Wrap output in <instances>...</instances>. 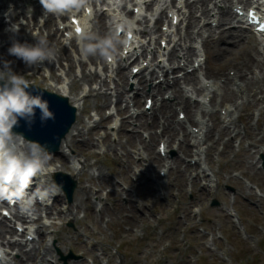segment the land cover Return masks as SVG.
Returning <instances> with one entry per match:
<instances>
[{
    "label": "rangeland",
    "instance_id": "1",
    "mask_svg": "<svg viewBox=\"0 0 264 264\" xmlns=\"http://www.w3.org/2000/svg\"><path fill=\"white\" fill-rule=\"evenodd\" d=\"M2 2L10 5L9 0H2ZM18 2L19 5L25 2L29 3L28 0H18ZM40 5L38 0L34 3L36 6L34 17H37L41 10ZM31 8L33 7L27 4L24 14L33 13ZM18 17L16 16L12 22L16 23ZM24 30L19 32V37L27 36L35 39ZM180 32L179 29L178 34ZM6 42L12 41L6 37L0 41V47ZM48 43L53 44L52 41H48ZM157 44L158 42H156ZM11 46L10 43L3 47L2 54H6V49ZM55 46L56 49L61 45ZM66 52L69 54L68 50L61 51V54ZM70 56L75 60L73 54ZM60 58L58 63H54L55 65H61V63L63 65L65 58L63 55ZM214 58V53L211 52L208 58L210 71L208 70L207 73L217 71L219 65ZM13 59H15L14 63L19 60L16 57ZM101 60L104 62L102 55ZM6 61L11 62V59L8 58ZM86 61L84 57L83 62ZM21 63V66H15L11 62L13 70L18 74L19 70L14 68L21 67L23 69V61ZM173 64L176 62L173 61ZM84 65L86 71L93 72L96 69V65L92 68H89L87 63ZM56 70L57 68L52 67L51 77L54 79H56ZM98 71H100V67ZM228 71H226V75ZM127 72L130 70L128 69ZM205 72L203 69L198 74L201 80L207 78ZM104 73V70L100 72V78L104 79ZM71 75L78 81L72 87V92L78 95L85 94L87 100L84 103V112L79 116L80 124L77 126L83 132L82 138H79V142L71 146L69 151L64 150L68 153L70 165H66V171L62 172L73 174V171L69 169L73 161L71 158L75 157L76 160L81 161L86 159L89 167H86L80 176L73 177L77 179L80 186L89 187L88 205L91 210L84 211V206L77 211L73 210L77 223L69 221V219L54 221L56 228L60 229L58 237H47L46 239V243L51 247V253L47 257L49 264H62L60 254L68 256L70 253L73 254L74 259L67 260V264H78L81 260L83 264H264V153L257 154L254 150H250L251 148L248 151L245 150L249 144L254 142V139L250 134L248 137L244 136L243 130L247 126L251 130H255L259 110L264 107L263 103L258 102L255 107L242 108L241 117L235 112L229 133L222 135L215 146H212L211 140L202 143L199 163L207 175L205 181H200L199 185H190L192 177H189V173H183L186 186L182 193H177L171 185L172 175L168 180L170 186L168 194L166 187L161 191L146 186L145 177L141 178L139 182L132 180L135 171L138 172L146 165L145 162L140 163L131 156L138 146L130 143V140L126 141L127 138L124 136V133H133V128L137 130V122L133 124L129 122L128 126L119 131V135L115 132V135L109 134L107 139L101 140L104 133L108 134L107 128L114 120L119 124V120L114 117L100 122V119L110 113L109 104L115 101L114 85L108 89L105 87L101 91H97L99 95L102 92L110 93L107 105L100 108L104 102L103 99L100 96H91L88 92L90 89H98V85L95 82L86 84L81 81L77 67H73ZM218 78L221 79L220 84H223L222 78ZM28 79L41 87H48L44 77L35 75ZM67 79L69 82L70 76H67ZM57 80L58 83L61 82L59 79ZM115 81H118L116 76ZM178 81L182 88H190L181 79ZM216 81L219 82V80ZM124 91L126 94L131 92L128 86ZM144 100V97L140 98L138 109L135 110H143ZM240 103L238 100V106L241 105ZM122 104L123 102L119 105L123 107ZM221 108L223 105L217 104L213 109L221 115L219 112ZM177 111L174 110L172 115L174 120L177 119ZM198 119L210 125L207 117L202 120ZM192 124L194 123L190 122L187 125L188 129L194 128ZM95 125L97 128H94ZM157 128L155 127L153 132L159 131ZM137 131L143 137L146 136V133L142 132L143 130L138 129ZM257 138L259 139L260 135ZM226 141H230V149L225 148ZM157 145L156 141L153 147L155 152H157ZM107 146H113L114 152L110 151ZM123 154H126L127 157H123ZM166 154H168V158L179 155L178 151L172 149H169ZM191 158L192 156L185 158V164H189L192 161ZM207 158L210 161H207ZM52 159L54 162L51 166H58L55 156H52ZM137 162L138 166H136ZM128 164L131 167L129 172L126 169ZM161 169L162 167L157 168L152 174L156 184L164 180L159 175ZM114 184L117 186V196L112 195ZM203 184L209 186L208 195L199 191V187ZM124 191H127V196L124 195ZM79 194L80 192L77 193V195ZM99 199L103 205L102 219L98 216L100 206L97 207V201ZM59 201L62 206H68L62 196L59 197ZM213 201H217L218 205L212 206ZM48 206H51L49 202ZM129 207L133 209L135 216L138 213L141 215L143 222L135 225L127 219L125 220L124 217L130 215ZM38 214L41 218L45 217V213L41 210ZM49 221L44 219L41 222L49 225ZM31 224L32 227L38 226L36 222ZM9 226L13 228V223ZM16 237L19 240L23 239L20 236ZM33 237L35 239L33 243L37 249L38 238L37 236ZM41 253L42 251L38 252L30 264H42L39 262L42 258ZM14 258L16 259L18 256H14Z\"/></svg>",
    "mask_w": 264,
    "mask_h": 264
},
{
    "label": "bare ground",
    "instance_id": "2",
    "mask_svg": "<svg viewBox=\"0 0 264 264\" xmlns=\"http://www.w3.org/2000/svg\"><path fill=\"white\" fill-rule=\"evenodd\" d=\"M11 1L10 5L7 6L5 3H0V9H4L3 7L7 6L8 15L10 21H14V16L17 14V11L20 10L21 14L25 12V7L27 2H25L22 5H18V0H9ZM222 3H224L223 8L221 11L217 13L216 16H211L210 10H208V5L211 3V0H193L190 2L189 0H185V9H187V14H179L181 15V20L186 22L187 24V30H186V39L191 41H195L196 39L200 40L201 45L205 48L206 53L208 54L211 49H214L215 52V58L218 61V68L216 72H211L208 75V78L212 79L210 85L208 87L205 86V84L201 85L199 78L196 76V71H193L192 73L185 75L183 77L184 82H186L191 89L189 91L183 90L179 86V81L174 80L170 88L168 89L170 94L168 96V101H166L164 98L161 99V101H157L154 103V105L158 106L152 112L150 115L146 114L144 110L135 112L133 114H130V108L127 104L126 100H123L125 102L124 107H119L117 113H121L122 117L120 120V126L118 128L116 125L112 127V130H115L118 135L119 131L122 128H125L128 126V123L131 122L133 124L134 122H137V129L143 130V132L147 135V140H143L142 137L139 135L138 132L135 133H124V136L127 138L126 141L130 140V143L137 145L138 148L133 152L131 156H134L138 160V162H145L146 165L145 168H140V170L135 171L136 173L133 174V176L136 177V179L141 180V178H146V186L153 190H165V187L167 189V193L169 194L170 186L168 185L169 178L173 175L172 179V187L175 188L177 193H182L183 188L186 186V181L184 178V174L189 173V177H192L191 183L199 185L200 181L206 180L207 175L204 173L205 170L200 165L201 160V153L200 151V141H198V136H202L203 141H212V146H215V144L218 142L219 138L222 135L229 133V127L233 123V115H235V112L238 113V116L241 117L244 107L251 108L255 107L258 102H261V104H264V43L259 42L254 39V36L252 32L248 30H243L240 28L238 32H234L231 29H227L225 31H219L215 32L214 29L209 24V21L212 20L214 22H217V26H222L224 23H228L231 19L234 17L232 12L230 11V8L225 7L226 5H232L233 0H221ZM239 2H243L241 0H238ZM14 2V3H12ZM216 3H213L215 5ZM198 6V7H197ZM197 7V8H196ZM200 14L202 19H208V23H204L203 25V31H197L194 33L191 29L192 27L197 25L199 22L195 18L196 11ZM3 16H0V22L3 20ZM206 24H208V27H204ZM230 24V22L228 23ZM97 29L94 32L97 36H99V40L96 41L94 37H90L89 43L92 45H98L102 41L107 42L109 46H106L103 48V50H97L94 55H87L88 61L91 63H98L102 69H106L108 65L102 63L101 61V54H103L104 51L107 53H114L115 51H118L120 48V41L118 39H109L110 33L108 31V26L106 23H102V21L97 22ZM231 28V27H230ZM155 34H158V28H154L153 30ZM143 33H147L145 31H142L138 33V35H141ZM247 34L245 38H242L243 34ZM10 35V34H9ZM196 36V37H195ZM4 37L2 34H0V38ZM164 36H162L161 41H166ZM141 38V37H139ZM149 38V37H148ZM167 38V36H166ZM142 39L145 40V38L142 36ZM181 39V38H180ZM180 39H177L178 41L173 46V49L170 50L168 55H174V51L176 49H180L181 51H184V53L181 55V59L184 60V62L188 63L194 55H195V49L188 45V48L186 49V42ZM184 39V40H186ZM172 39H168V42L171 43ZM247 40V44L244 45V41ZM150 42V39L148 40V43ZM190 43V42H189ZM56 45V44H54ZM53 45V46H54ZM223 45H227L226 47H223ZM52 46V47H53ZM143 47V46H141ZM140 47V49H141ZM160 49V47H159ZM61 51H63L62 48H56V60H58L62 55L66 58H68L66 53L61 54ZM145 49L140 53V57L142 58L144 55ZM0 55H3L0 53ZM110 56L109 54H107ZM122 54L115 53L113 58V64H116L115 73L116 77H118V81H115L111 75L105 76V79H101L98 77L96 72H91L90 70H85V65L82 60H78V65L80 67L81 77L80 80L85 82L86 84L97 82L96 85H98V89H90L88 92L91 96H97L101 97L103 99V104L100 105L102 107L107 105V101L109 100V96L106 92L100 93L97 91H101L103 88L106 87L108 89L107 80L109 79L110 82L114 85L115 95L117 98V104H121L122 97L124 96V90L127 87V80L128 77H130V74L127 75V70L133 63H137L136 67L143 68L141 64H139V60H133L131 62L130 58L127 59V61H122L121 58ZM179 55V54H178ZM177 55V56H178ZM206 55V54H205ZM261 55V56H260ZM207 56V55H206ZM5 55H3L2 60H5ZM145 61V60H143ZM128 62V63H127ZM128 64L129 67H126ZM193 64V63H192ZM191 64V65H192ZM134 65V64H133ZM49 65L46 64L45 67H47L48 72L50 71ZM73 64H68L67 69L63 70V77L70 76V81L68 83L64 84V81H62L60 84L57 82L56 79H51L50 73L47 75V78L50 79L51 83H48L47 90H49L52 93H55L56 95L63 97L67 99L68 104L72 106L76 110V121L73 124L71 130L66 135L65 139L62 141L60 150L57 154L53 155L55 156L56 161L58 162V166H51L55 173L66 171L65 167L66 165H70L69 159H68V153L64 152L65 149L68 151L70 150L71 146H74L79 142V138H82L83 132L78 129L79 123V116H81V113L84 112V103L86 102V97L84 94H77L72 92V87L74 84H77L78 81H76L74 78H72L71 70H72ZM158 69L159 66H157ZM230 68L231 71H234L233 77H230L229 74L226 75L227 69ZM21 69V68H20ZM163 69V68H162ZM145 69H143L141 72H139V78H137V82L134 83V92L132 93V99L133 101L136 100V104L139 105V99L142 96H147L148 98H156L159 95L165 94V90L161 89L162 85H153V88L150 89V91H146V83L147 80L145 79V76L142 72H144ZM22 72V70H21ZM160 72V70H159ZM113 71L111 72V74ZM150 81L154 78V70H152L149 74ZM222 78L223 84H219V82L214 81L219 80V78ZM25 78V77H24ZM26 79V78H25ZM149 81V82H150ZM169 85V84H168ZM205 92H207V96H204V100L210 95L209 104L210 109L208 106L205 105V101L202 100V102H197L194 105L190 103V99L186 98L187 95L193 96H202ZM150 95V97H149ZM206 97V98H205ZM129 99V100H130ZM44 100V99H43ZM238 100L241 102L238 106ZM47 101L49 105V110L54 113L55 119L52 120L55 122L56 126L61 125V119H63V113L57 112L56 108L53 104L57 106V102L55 100H45ZM224 104L223 110H225V117H222L216 111H213L212 109L216 106V104ZM60 108V106H57ZM176 107H179L181 110L178 112L177 115L180 113H183L185 115V122L184 121H174L173 113L174 109ZM234 109V110H232ZM58 110H64L65 108H60ZM234 111V112H233ZM37 119L40 120V113L39 110L36 112ZM249 117L250 115L247 114ZM195 116L197 119H195ZM208 118V121L210 122V125L207 123H204L203 121H200L198 118ZM109 118H103V120H107ZM135 119V120H134ZM257 124L255 130H251L249 126H247L244 130V136H247L250 134L252 138L254 139V142L249 144L245 149L248 151L254 150L257 154L258 153H264V107L259 110V118H257ZM247 120V119H246ZM261 121V123H260ZM193 122L194 125L198 131L197 133L191 132L187 129L185 126L186 123ZM45 124V122L43 123ZM97 127V125H96ZM158 127L157 129H160V132L158 134H155L156 132H153L154 128ZM134 128L132 129V131ZM45 131V129H44ZM47 133H50L49 130L46 128ZM109 134H104L103 139H107ZM180 135V136H179ZM260 135V138L258 139L257 136ZM215 136V137H214ZM217 137V138H216ZM161 141L162 144L165 145V152H168V149H174L178 151L179 155L168 158L167 154L164 158L161 157L159 154V151L155 152L153 150L154 143L156 141ZM193 149L189 147V143L193 141ZM201 140V142H202ZM211 146V147H212ZM230 141L225 142V148L230 149ZM92 147V146H91ZM110 151L114 152L113 146H107ZM102 149V148H100ZM105 152V151H103ZM88 156V154H86ZM123 157H127L126 154L122 155ZM194 159V165L185 164V158L191 157ZM73 161L71 162L70 170L73 171V174L70 173L72 176H80L83 171H85L86 167H89V164L86 162V159L83 161L76 160L75 157L71 158ZM208 159V158H207ZM207 161H210L208 159ZM54 162V159L51 160V165ZM139 163H136V166H138ZM162 167L165 173V180L164 182H158L156 184V181L154 180V177L152 174L154 171ZM127 172L131 170V167L126 166ZM54 173V174H55ZM99 175V174H98ZM93 177V174L90 176ZM100 177V175H99ZM98 177V178H99ZM51 179V178H49ZM48 179V183L49 180ZM52 183V182H51ZM49 183V184H51ZM153 186H156V188H153ZM116 185L114 184V190H112V195L117 196L118 191L116 189ZM35 190V187L31 188V191ZM152 190V191H153ZM199 191L201 193H204V195L209 194V186L203 184L201 187H199ZM77 195V193H79ZM124 195H128L127 191H124ZM201 195V194H200ZM74 198L72 199V203L68 204V206L61 205V202L59 201V196H54L52 198V205L48 207L47 205H43V209L41 212L45 213V217L41 218L38 212H40V209L38 207H35L34 214L28 216L25 214L18 215L17 212L13 213L12 217L18 221L19 223H22L23 225H30L31 223L36 222L37 227H31L30 228H24L22 232H20V237L23 239L21 241L11 240L12 236L16 235V231H14L12 228H9L8 226H5V222L0 219V253H2V259H0V264H30V261H33L35 258V255L42 253V258L40 259V263L42 264H49V261L47 260V257L51 253V247L48 243H46L47 237H58L59 236V229L56 228L54 221L55 220H66L69 219V221H73L74 223H77V218L73 214V210H79L82 206L86 210H91V207H89L88 202L90 198V190L88 186H80L78 184V188L75 190ZM79 197V198H77ZM102 199V198H101ZM101 199L97 201V207L100 206V209L98 211V216L100 219H102L101 210L103 208ZM50 200V199H49ZM48 202V200L46 201ZM131 203V202H130ZM37 204V203H36ZM132 204V203H131ZM131 209L130 215H126L124 218L127 219L129 222L133 224H137L139 222H143V218L138 213L136 216L134 215L133 209ZM35 216V218H34ZM4 219V218H3ZM47 219L50 220V224L47 225L44 222H41L42 220ZM21 227V226H20ZM50 230H52L50 232ZM26 231V232H25ZM32 231V232H31ZM31 233H34L38 240H37V246L38 248H35V243L31 241V247L29 250H25L26 243L28 240H26L24 237L27 235H31ZM9 235V238L7 236ZM24 242V243H23ZM40 249V250H38ZM9 251H13L9 254ZM16 251L15 256L18 258H14L13 253ZM10 255V257H9ZM51 264V263H50ZM78 264H83V261H79Z\"/></svg>",
    "mask_w": 264,
    "mask_h": 264
},
{
    "label": "clouds",
    "instance_id": "3",
    "mask_svg": "<svg viewBox=\"0 0 264 264\" xmlns=\"http://www.w3.org/2000/svg\"><path fill=\"white\" fill-rule=\"evenodd\" d=\"M39 3L44 15L55 16L69 14L86 6V0H39ZM35 37L37 42L34 45L14 42L8 49L9 55L33 69L56 58L55 49L47 39ZM85 39V36L80 37L85 56L94 55L98 49L102 51L109 46L104 41L98 45L84 43ZM29 87V81L13 70L11 62L3 61L0 66V201L17 203L21 213L30 216L34 214L37 202L43 203L59 195L62 188L53 179L51 184L48 183L55 171L51 167L52 154L47 148L13 131L20 119L31 125L37 110L42 123L55 119L42 94H31ZM34 183L35 190L29 191Z\"/></svg>",
    "mask_w": 264,
    "mask_h": 264
},
{
    "label": "water",
    "instance_id": "4",
    "mask_svg": "<svg viewBox=\"0 0 264 264\" xmlns=\"http://www.w3.org/2000/svg\"><path fill=\"white\" fill-rule=\"evenodd\" d=\"M28 91L33 95H41L44 100H55L61 108H65V111L62 110L63 119H61V125L56 126L55 122L48 120L43 124L41 120L37 119V114L34 122L29 125L24 119H20L18 126L14 127L13 131L15 133L23 135L26 140L38 142L41 145L45 146L50 153H56L60 147L61 140L64 138L65 134L69 131V127L74 123L75 114L74 109L68 107L66 101L62 98L49 95L46 92L37 90L35 88L29 87ZM55 105V104H53ZM46 128L50 133H47ZM45 129V131H44ZM55 180L58 185L61 186L67 201L71 203L73 192L76 188V182L68 175L56 174ZM65 260V259H64Z\"/></svg>",
    "mask_w": 264,
    "mask_h": 264
},
{
    "label": "snow or ice",
    "instance_id": "5",
    "mask_svg": "<svg viewBox=\"0 0 264 264\" xmlns=\"http://www.w3.org/2000/svg\"><path fill=\"white\" fill-rule=\"evenodd\" d=\"M77 31H79V28H77Z\"/></svg>",
    "mask_w": 264,
    "mask_h": 264
}]
</instances>
